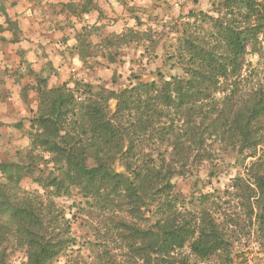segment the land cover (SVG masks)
<instances>
[{
    "label": "trees",
    "instance_id": "16d2710c",
    "mask_svg": "<svg viewBox=\"0 0 264 264\" xmlns=\"http://www.w3.org/2000/svg\"><path fill=\"white\" fill-rule=\"evenodd\" d=\"M93 3L64 7L88 13ZM0 15L6 18L0 31L18 28L3 2ZM187 17L168 55L183 75L167 78L158 71L155 80L137 78L115 91L85 82L49 87L48 75L31 71L38 106L25 128L30 146L16 152L17 159L0 157V264H12L17 252L23 264H54L62 256L65 264H79L72 235L77 214L69 217L56 201L73 195L81 200L72 205L95 208L100 227L94 231L113 243L100 249L98 240L89 241L92 264H190V256L205 261L215 255L232 264V227L240 222L220 204L231 197L249 222L258 218L264 238V155H258L264 143V0H212L209 11L191 10ZM91 31L82 27L77 34L74 48L83 63L96 56ZM132 31L125 42L137 37ZM114 40L106 38V46ZM250 55L258 60L245 76ZM231 155L237 161L257 157L232 189L189 198L176 190L175 178L195 175L207 162L217 168ZM26 178L34 189L23 187Z\"/></svg>",
    "mask_w": 264,
    "mask_h": 264
},
{
    "label": "rangeland",
    "instance_id": "374dc122",
    "mask_svg": "<svg viewBox=\"0 0 264 264\" xmlns=\"http://www.w3.org/2000/svg\"><path fill=\"white\" fill-rule=\"evenodd\" d=\"M68 1L0 0L6 6L9 16L18 23V28L13 31L6 29L0 31L2 159H7L11 155L17 159L16 152L25 151L30 146L25 128L29 126V118L33 116L38 106L35 90L37 84L32 70L35 72L42 70L44 76L48 75L49 87L65 82H69V86L73 87L77 82H85L91 83L94 90L103 87L115 91L136 84L137 78L143 82L155 80L158 71L164 73L167 78L171 74L183 75V68L174 64L175 59L169 60L168 55L177 48L182 26L189 20L187 14L191 10L209 11L212 2V0H96L93 3L96 8L84 16L85 13L70 12L68 8L63 7ZM82 1L73 0L69 3L77 6ZM14 10L16 15L13 14ZM0 23L6 28L5 16L0 15ZM82 27L93 29L89 33L88 42L96 47V56L90 57L85 63H78L77 57L72 59L69 53L76 45L69 35L73 34V28ZM132 30L137 37L131 39V42H125L123 36ZM106 38L115 39L114 45L107 47ZM29 42H37L36 49L40 53L28 56L25 46ZM247 60L243 72L245 76H248L251 68L257 64L258 57L250 55L247 56ZM259 71H262L260 76L264 79V60L260 61ZM25 92L28 93L27 100L24 98ZM110 106L112 109L115 108L114 99L110 100ZM21 126L24 129L19 128ZM258 155H264V143L260 146ZM256 158L245 160L241 158L237 161L231 155L227 160L219 162V166L214 169L210 167V163H204L195 175L175 178L176 190L183 198H189L192 193L200 195L219 191V194H223L225 190L232 189L235 178L239 175L246 176V168ZM115 167L118 171L124 170L118 161ZM213 170H220L219 175L211 176L210 172ZM22 185L26 189H34L36 186L27 178ZM73 194H76V190ZM230 199L225 198L220 204L240 222L239 225L232 227L235 230L232 234V264H264V238L258 231V218L255 217L252 223L249 222L238 198ZM80 200L81 198L76 195L72 198H56V201L66 209L69 217L72 216V212L77 214L76 219L72 220V235L77 240L74 248L80 254L79 264H92L91 256L94 257L95 254H91L89 250V241L98 240L102 244L100 249L113 243L104 240L102 234L99 236L94 231L93 228L100 227L94 207L85 204L78 207L72 205L74 201ZM152 209H156L155 204L152 205ZM147 216H150V213ZM190 260V264H229L221 255H215L205 261L190 256ZM24 261L22 252H17L12 258V264H23ZM54 264H65V256Z\"/></svg>",
    "mask_w": 264,
    "mask_h": 264
},
{
    "label": "crops",
    "instance_id": "0c3cea01",
    "mask_svg": "<svg viewBox=\"0 0 264 264\" xmlns=\"http://www.w3.org/2000/svg\"><path fill=\"white\" fill-rule=\"evenodd\" d=\"M12 2H14V1H18V0H11ZM21 1H25V0H21ZM71 1H73V0H69L68 2H71ZM79 1V0H78ZM67 2V3H68ZM94 2H96V0H94ZM16 4V3H15ZM95 5V4H94ZM63 7H64V4H63ZM71 12V11H70ZM13 14H15L16 15V10H14V13ZM88 13H85V15L84 16H86ZM17 18H19V17H17ZM47 25V26H46ZM45 26L48 28V24H46ZM75 26H76V24H75ZM79 28V27H78ZM78 28H73V34H71L70 33V37L71 38H73V40H74V43L75 44H78V33L81 31V28L80 29H78ZM55 30H56V28H54ZM54 31V30H53ZM66 37H68V36H66ZM37 41V40H36ZM40 42V41H39ZM38 42V43H39ZM74 43H73V45H74ZM26 48V51H27V54H28V56L29 55H37L38 53H40L39 52V50L38 49H36L37 48V42L35 43H28L26 46H25ZM66 48V47H65ZM68 49V48H67ZM71 51H73V52H71ZM76 48H74V47H72L71 48V50H70V56L72 57V59L75 57H77V60H78V63L79 62H82L81 61V59H80V57H79V54L76 52ZM67 55H68V53H66ZM69 56V55H68ZM83 63V62H82Z\"/></svg>",
    "mask_w": 264,
    "mask_h": 264
}]
</instances>
